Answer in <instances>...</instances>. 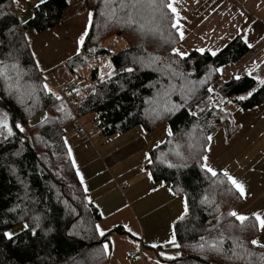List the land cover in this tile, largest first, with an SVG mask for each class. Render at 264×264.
Returning <instances> with one entry per match:
<instances>
[{
	"label": "trees",
	"instance_id": "trees-1",
	"mask_svg": "<svg viewBox=\"0 0 264 264\" xmlns=\"http://www.w3.org/2000/svg\"><path fill=\"white\" fill-rule=\"evenodd\" d=\"M16 1L0 0V66H7L10 77L0 76V108L14 132L5 139L6 132L0 129V264H104V242L113 232L127 233L122 226L106 231L104 237L96 232L101 215L85 199L87 193L68 157L66 128L88 112L95 113L94 128L105 137L135 126L152 132L167 125L172 132L149 151L151 163L147 160L145 165L155 182L182 195L189 207L184 219L173 224L179 247H169L180 255L175 260L162 259L161 264H264V248L250 243L257 233L254 218L241 226L228 216L241 201L239 192L223 172L212 177L200 167L209 146L207 137L227 117L213 95L241 110L264 104V85L253 75L242 73L238 80L232 76L216 84L219 73L213 71L207 79L210 65L215 69L233 64L249 51L241 39L244 32L229 39L216 56L193 50L181 58L172 53L180 33L172 27L173 13L167 8L161 22L148 0H141L135 9L131 7L134 0H85L92 13L88 34L79 54L68 58L64 66L73 74L107 56L112 75H101L94 67L84 84L56 100L43 91L44 79L24 31L42 32L58 25L67 0L39 2L24 22L18 19ZM130 14L136 21L133 25L127 23ZM106 40L111 41L106 44ZM12 64L17 68H11ZM201 79L207 83L200 85ZM189 87L195 92L189 93ZM209 87L215 91L209 93ZM252 89L256 91L250 97L237 99ZM74 97L76 101H70ZM173 104L184 106L177 110ZM165 106L170 110L165 112ZM17 122L24 132L15 128ZM169 163L175 166L168 167ZM18 223L28 228L5 238L3 233ZM213 242L220 251L209 250L207 245Z\"/></svg>",
	"mask_w": 264,
	"mask_h": 264
},
{
	"label": "crops",
	"instance_id": "crops-1",
	"mask_svg": "<svg viewBox=\"0 0 264 264\" xmlns=\"http://www.w3.org/2000/svg\"><path fill=\"white\" fill-rule=\"evenodd\" d=\"M39 2L41 0H36L35 4ZM173 6L176 8L174 24L179 33H183L177 46L181 52L219 49L241 29L252 44L235 63L221 67L216 84L232 76L248 74L254 67L253 62L260 67L252 75L264 79V63H261L264 61V0H173ZM24 10L16 4L20 22L30 17L29 9L23 19L20 18L19 13ZM89 12L85 0L67 1L58 25L42 32L24 31L33 59L39 63L38 70L49 88L58 87L77 75L87 76L86 69L98 68L96 61L90 68L71 74L64 66L68 58L77 54V48L80 49L77 41L89 26ZM213 99L222 106L227 117L211 134L210 150L204 156L216 172L226 170L244 185L246 194L234 211L249 217L254 212L264 214V104L241 110L218 94L213 95ZM94 118L95 113L86 114L83 123L77 120L87 131H93L94 136L76 134L74 123L71 130L66 129L65 140L76 162L74 169L84 178L82 187L84 191L87 188V197L101 215L98 224L105 232L115 226L127 231L124 234L113 232L104 242L108 244L104 264H156V261L161 264L165 258L160 252L169 256L179 253L166 242L175 233L173 224L184 211L185 199L172 193L167 184L149 178L145 153L149 155V151L168 136V126L152 132L135 126L105 137L94 128ZM133 232L137 235L133 236ZM254 238L264 241V234L257 232ZM152 244L158 247L152 248ZM128 250L140 251L142 258L128 259Z\"/></svg>",
	"mask_w": 264,
	"mask_h": 264
},
{
	"label": "snow or ice",
	"instance_id": "snow-or-ice-1",
	"mask_svg": "<svg viewBox=\"0 0 264 264\" xmlns=\"http://www.w3.org/2000/svg\"><path fill=\"white\" fill-rule=\"evenodd\" d=\"M41 3H43V0H41ZM140 3H141V0H134V2L131 4V7L135 9V8H137L140 5ZM127 6L128 5L121 4V7L122 8L123 7H127ZM148 7H150L154 11V13H159L160 14V21L161 22L165 19V13L163 11L165 8H167L173 14H176V8L173 6V0H148ZM113 14H115V9H113ZM241 15H243V13H241ZM88 16H89V22L88 23L90 25L91 24V20H92V13L89 12ZM127 23L129 25H133V24L136 23V21L132 18L131 14L129 15V18H128ZM172 27L173 28H177V25L176 24H173ZM87 29H88V26L85 27V30H84L83 34L79 37V39L77 41V44L78 45H83L84 40H85V36H87V34H88V30ZM177 31H179V28H177ZM241 31H243V30L242 29L241 30H238V32H241ZM180 37H181V39H183V33L182 32H180ZM241 39L243 40V42L249 48L252 47V44L249 43L246 34L243 35V36H241ZM197 51L198 52H201V53H204L205 52V49L200 48V49H197ZM209 51H210V54L212 56H216L217 53L220 51V49L209 50ZM172 53L175 54V55H177V56H180L181 58H184V57H186L188 55L187 52H181L177 48H173L172 49ZM77 54H79V47L77 48ZM153 59H158V58H153ZM261 63H264V61H261ZM253 64H254V67L252 69H249L248 70V75L249 76H251L252 73L257 68L260 67V65L259 64H256L255 62H253ZM36 67L37 68L40 67L39 63L36 64ZM108 67L111 68V65H108ZM11 68L16 69L17 68V65L16 64H12L11 65ZM7 70H8L7 66H0V76H3L6 80L7 79H10V77L7 76V74H6L7 73ZM222 70H223L222 68H215V69H213L212 66L210 65L209 66V74L207 76V79H211V73L213 71H215L217 73H220V72H222ZM124 71H127V72L131 73L133 71V69L132 68H126V69H124ZM111 75H112V72H109L108 73L109 78L111 77ZM180 75L183 76V73H181ZM188 75H191V73H189ZM19 79H20V76L18 74L17 75V83H19ZM207 79H201L199 81V84L200 85H204L205 83H207ZM235 79L238 80V79H240V77L239 76H236ZM253 79H256L260 85H264V79H261L258 76L257 77H253ZM189 83L191 84L193 82H189ZM42 87H43V91L46 94H51L53 97H55L56 100H60L61 99L56 93H54V92L51 91V89L49 88V86H48L47 83H44ZM35 90H36L35 87H33L32 92H34ZM213 91H214V89L212 87H209L208 88V92L209 93H212ZM255 91H256V89H252V91H250L247 96H239V97H237V99H239V100L247 99ZM32 92H28L27 95L31 96L32 95ZM188 92L189 93H194L195 92V88L194 87H189L188 88ZM165 95L167 96V95H169V93L168 92H165ZM209 99H211V97H209ZM221 102H223V101H221ZM186 103H187V97H185V104ZM183 106L184 105H175V104H173L172 105V108L178 110L180 107H183ZM58 110H60V109H58ZM169 110L170 109L167 106H165L164 111L167 112ZM190 114L192 116H195L196 115L195 112H191ZM46 118L47 117H45V119ZM15 128L17 130H19V132H21V133L24 132V128H23V126L19 122H17L15 124ZM0 129H3V131L6 132L5 139H7L8 137H11V136L14 135L13 128L8 123V118H7V114L6 113L4 114L3 118L0 119ZM167 133H168L169 136L172 135V132H171L170 129L167 130ZM207 140L210 142L212 140V137L209 135L207 137ZM65 147H68L66 140H65ZM209 150L210 149L207 148V147L204 149L205 152H207ZM177 155H179V153H177ZM68 157H69V159H72V150H71L70 147L68 148ZM145 159L148 160L149 163H151V159L149 158V156H148L147 153H145ZM201 160L203 161V163L200 164L201 169L204 170V171H206V172H208V173H210L212 177H216L217 176V172L213 168H211L209 166V164H208V157L206 155L205 156H201ZM72 166L74 168L76 167V162H75L74 159H72ZM174 166L175 165H173L171 163L168 164V167H174ZM184 166H186V165H184ZM76 174H77V176L80 179V183L83 185L84 184V178H83L82 174L79 172L78 169H77V173ZM222 175L239 192V194H240L241 197H244L245 196V194H246L245 193V187H244V185L241 182H239L237 179H235L234 177H232L228 173V171H226V170L223 171ZM149 178H151V175H150ZM222 182L223 181H216V183H222ZM85 192H87V188L86 187H85ZM85 199H87V196H85ZM206 200H207V196L203 197L201 202L203 203ZM188 212H189L188 202H187V199L185 198V200H184V211L182 212V214L177 219L178 220H183L184 217L188 214ZM228 216L234 217L237 221L240 222V225L241 226H244L245 225V222L250 219L249 216L243 215V214H239L238 212H236L234 210L233 211H229L228 212ZM252 218H254V221H255L253 227L257 230V232L264 234V214H261L260 212H254V213H252ZM217 222L219 223V218H218ZM24 227H25V229H27L28 228V225L26 224ZM128 230L131 231L130 229H128ZM96 232L101 237H104L105 236V231L101 227V225H99V224L96 225ZM33 234H35V233H33ZM3 235L7 239H12V237L15 234L14 233H11V232H4ZM132 235L133 236H136L137 234L135 232H133ZM201 240H204V238L201 237ZM222 240H223V238L221 237V240H220L221 243H222ZM166 243L172 244L173 247H179V245L176 243L175 233H173L171 239L169 241H167ZM250 243H251V245L253 247L264 248V241H261L259 238L252 239L250 241ZM207 246H208L209 250L217 251V252L220 251V248H219V246H218V244L216 242L209 243ZM239 246H242V245H239ZM151 247L152 248H157L158 245L157 244H152ZM204 247H205L204 244H201L200 245L201 250H203ZM103 248H104L105 254H107V252H108V244L105 243L103 245ZM159 255L162 256V257H164L166 260H175L180 255V253H177L176 256H169V255L165 254L164 252H160ZM247 255L248 256H252L253 253L248 252ZM156 264H160V262L159 261H156Z\"/></svg>",
	"mask_w": 264,
	"mask_h": 264
},
{
	"label": "rangeland",
	"instance_id": "rangeland-1",
	"mask_svg": "<svg viewBox=\"0 0 264 264\" xmlns=\"http://www.w3.org/2000/svg\"><path fill=\"white\" fill-rule=\"evenodd\" d=\"M68 2L69 1H71V0H67ZM17 3V7L18 8H20V6L22 7V8H24L25 10L22 12V13H19V15H20V18L21 19H23V14L24 13H27L26 11L27 10H29L30 9V15H28V16H32V13H33V7L35 6V5H37L38 3H36L35 4V2H36V0H17L16 1ZM35 4V5H34ZM30 17H25V21L27 20L26 18H30ZM111 41V40H110ZM110 41H105L106 42V44H108ZM123 46V45H122ZM97 65H98V69H99V74H101V75H107L109 72H111V70H112V66H111V68H109L108 67V65H111V62H110V58L109 57H102V58H100L98 61H97ZM89 68H90V65L88 66ZM87 73L90 71L89 69H86L85 70ZM213 88V87H212ZM214 89V88H213ZM218 104V103H217ZM4 114H5V112H4V110H2V108H0V119H2L3 118V116H4ZM86 114H93L94 115V113L93 112H88V113H86ZM86 114H83V115H80V116H78V118H77V120H80L82 123L84 122V120H83V117L86 115ZM76 120V121H77ZM71 126H72V124H70L66 129L67 130H71ZM159 143V142H158ZM25 224L24 223H18V224H16V225H14V226H12V227H10V228H8L5 232H11V233H14V234H16V233H18V232H20L21 230H23L25 227Z\"/></svg>",
	"mask_w": 264,
	"mask_h": 264
},
{
	"label": "built area",
	"instance_id": "built-area-1",
	"mask_svg": "<svg viewBox=\"0 0 264 264\" xmlns=\"http://www.w3.org/2000/svg\"><path fill=\"white\" fill-rule=\"evenodd\" d=\"M85 81H86L85 75H77L75 77H72L70 80L66 81L65 83L61 84L58 87L51 86L50 89L52 92L56 93L59 97H64V95L73 92L80 85L84 84ZM70 101H76V98L74 97ZM74 130L76 134L80 136H86L88 138H91L95 134L93 131H87L85 127H83L77 121L75 122ZM126 257L128 259L137 260L142 258V254L140 251L128 250L126 252Z\"/></svg>",
	"mask_w": 264,
	"mask_h": 264
}]
</instances>
